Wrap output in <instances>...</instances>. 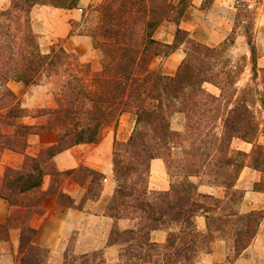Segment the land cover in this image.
Listing matches in <instances>:
<instances>
[{"label": "trees", "instance_id": "trees-1", "mask_svg": "<svg viewBox=\"0 0 264 264\" xmlns=\"http://www.w3.org/2000/svg\"><path fill=\"white\" fill-rule=\"evenodd\" d=\"M191 3L102 0L88 33L101 52L96 70L61 44L42 51L29 17L35 5L70 9L78 0H10L8 9H0V157L6 150L24 152L34 135L56 136L38 155H26L19 168L7 167L0 185V196L15 208L0 224V240H8L12 227L20 228L19 264H46L49 249L35 244L38 231L29 220L47 198L81 209L86 199H99L103 189L104 173L85 166L59 171L53 157L77 144L99 143L105 128L129 112L135 124L127 140L114 142L116 187L105 211L115 222L107 245L119 246L118 258L107 261L102 249L79 255L67 249L63 264H197L199 254L210 252L218 238L234 249L236 258L254 240L264 211L240 212L244 192L236 183L242 169L251 166L262 175L253 188L264 192V145L256 143L264 133V116H259L264 86L255 82L264 67L257 66L256 46L249 38L253 80L237 86L244 67L230 66V59L220 65L226 46H208L180 27ZM164 21L176 24L172 43L154 37ZM180 47L184 57L174 74L151 67L154 57H167ZM43 80L55 91L36 111L9 87L10 81L30 86ZM205 83L217 86L219 94L209 92ZM175 114L182 116V129L172 126ZM236 138L253 143L251 151L234 149ZM154 158H162L169 171L172 165L176 169L173 177L179 178L167 190L149 188ZM46 175L51 184L41 190ZM193 176L223 187L225 197L200 192ZM67 177L81 184L90 178L78 206L62 190ZM197 216L205 217V230L198 228ZM123 218L134 225L120 229L117 222ZM157 229L167 230L164 242L151 239Z\"/></svg>", "mask_w": 264, "mask_h": 264}, {"label": "crops", "instance_id": "crops-1", "mask_svg": "<svg viewBox=\"0 0 264 264\" xmlns=\"http://www.w3.org/2000/svg\"><path fill=\"white\" fill-rule=\"evenodd\" d=\"M78 1L81 5H88L89 3L97 5L102 0ZM203 2L204 0H192L190 8L181 18L180 27L189 31L192 38L199 39L208 45L220 44L233 29L232 19L225 15L228 9L224 6V3L229 5V1L214 0L213 5L208 9L202 8ZM70 16L75 20L78 19V15L72 16L70 14ZM67 29L69 30V26ZM175 30L176 24L174 22L164 21L156 30L154 37L157 40L172 43L175 37ZM73 40L85 43V48L89 49V52L83 55L84 57L89 55L94 59L99 57L98 50L93 48L91 44L92 40L90 36L74 35ZM183 54V48L180 47L165 57V59L160 57L164 59L162 67H151L162 68L165 74L172 75L181 62ZM19 83L21 82L15 84L21 85ZM22 85V90L30 88V86ZM9 86L14 89L12 81L9 82ZM22 104L24 105L23 101ZM55 141L56 136L54 133H41L29 138L28 146L24 152L4 151L0 157V185L7 167L19 168L26 155L36 156L41 149L52 145ZM256 143L264 145L263 132L258 135ZM232 147L249 153L253 147V143L236 138L232 142ZM112 157V141L109 138H105V140L103 139L97 144L81 143L74 145L53 157L52 161L59 171L85 166L104 173L105 180L99 199H86L81 209L63 206L57 203L54 198H47L43 204L42 211L32 215L29 224L38 231L35 244L49 249L48 264H63V255L74 235H77L79 238L77 246L82 253L102 249L105 258L107 257L106 259L109 262L117 260L115 254L116 245H107L109 232L115 222L105 212L106 205L116 187ZM261 177V172L251 166H245L242 169L236 183V187L244 192L243 199L239 205L240 212L264 211V192L256 191L253 188V185L259 182ZM193 181L198 183L200 192L213 194L218 198L225 197V189L223 187L200 183L196 177L193 178ZM89 182L90 178L81 184L73 177H67L62 185V190L69 194L78 206L85 198ZM50 184L51 176L46 175L41 190H47ZM169 187L170 182L166 176L163 159H152L149 188L152 190H167ZM14 210L15 208L0 196V224L5 223ZM195 222L199 229L205 230L206 220L204 216H197ZM166 237L167 230L165 229H157L151 232V238L154 241L164 242ZM19 240V227H12L10 229V238L8 240H0V264H19ZM227 256L228 244L224 239L219 238L213 242L211 251L199 258L197 264H264V220L261 222L252 243L239 257L230 262Z\"/></svg>", "mask_w": 264, "mask_h": 264}, {"label": "rangeland", "instance_id": "rangeland-1", "mask_svg": "<svg viewBox=\"0 0 264 264\" xmlns=\"http://www.w3.org/2000/svg\"><path fill=\"white\" fill-rule=\"evenodd\" d=\"M225 2L229 1V5L224 3V6L228 9V12L225 14L233 21V29L231 33L227 36L230 38V41H227V38L220 44L217 45H208L199 39L200 41L208 46H226V51L222 54L221 66L224 65V59H230V66H243V72L238 76L237 86L242 87L246 84H252L253 74L251 70V52L248 44V39L250 38L256 46V58L257 66L259 68L264 67V0H224ZM214 3V0H204L203 9L210 8ZM98 5V4H97ZM95 4L89 3L88 5H81L78 1V5L74 8H59L51 5H35L29 17L31 19V24L33 31L38 37V42L42 51H48L49 47L52 44H61L67 50L73 52L82 63H89L93 69H98L101 66V52L94 47L93 39L88 35L90 29L94 26L98 12L96 10ZM10 7V0H0V9H8ZM82 9V11H80ZM78 15V19H73L70 16ZM36 22V25H35ZM34 23V25H33ZM69 26V30L67 27ZM186 30V29H185ZM206 33V32H204ZM74 35H88L91 37V44L93 48L98 50L99 57L94 59L93 57L83 56L85 53L89 52V49L85 48V43L75 42L73 40ZM226 42V43H225ZM183 48V47H182ZM159 57V58H158ZM164 56H156L151 60V66L162 67ZM184 57V54H183ZM180 64V63H179ZM178 67V66H177ZM177 69V68H176ZM163 71V69L161 68ZM255 82L259 83L261 89L264 86V73L259 72L258 77L255 79ZM16 81H12L14 89L10 88L21 98V101L24 102V106L30 110H38L47 104V101L52 96V93L55 91V85L50 84L48 81L43 80L42 83L38 85H30L29 89L22 90V84L17 85ZM205 88L214 94H219V88L211 83H205ZM44 104V105H43ZM264 112L259 114L260 118H263ZM27 120H30L27 118ZM135 124V115L133 112L125 113L119 117V120L116 125H111L105 128L102 139L109 138L112 141V153L115 140L125 141L130 136ZM172 126L176 129H182L183 119L179 114H175L172 118ZM44 140H46L44 138ZM234 148V147H233ZM236 149V148H234ZM164 161V160H163ZM165 163L166 176L171 184L176 178L173 177V173L176 172V169L172 167L167 168ZM170 172V173H169ZM172 174V176H171ZM197 178L198 182L210 184L208 178L205 176H193ZM182 178V177H180ZM195 182V181H194ZM198 184V183H197ZM216 186V185H215ZM135 221L129 219H120L117 222V226L120 229H125L134 225ZM197 224V223H196ZM114 226V225H113ZM112 226V228H113ZM127 226V227H125ZM111 228V229H112ZM111 231V230H110ZM110 233V232H109ZM10 238V235H9ZM8 238V239H9ZM78 236L74 235L69 242V249L73 254L79 255L82 252L77 246ZM152 239V238H151ZM219 239V238H218ZM153 240V239H152ZM154 241V240H153ZM101 250V249H98ZM97 251V250H95ZM116 258L119 254V246L116 245ZM205 252L200 253V257L203 256ZM228 256L230 262H233L236 259L235 252L233 248L228 247ZM107 258V257H106ZM108 261V259H106ZM45 263L48 264L46 258Z\"/></svg>", "mask_w": 264, "mask_h": 264}]
</instances>
